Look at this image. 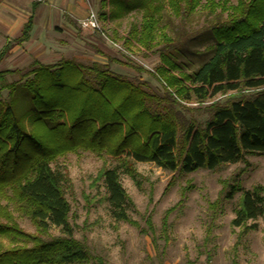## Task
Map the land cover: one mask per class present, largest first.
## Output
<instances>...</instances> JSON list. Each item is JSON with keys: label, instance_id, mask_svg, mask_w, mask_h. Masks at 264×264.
I'll use <instances>...</instances> for the list:
<instances>
[{"label": "trees", "instance_id": "trees-1", "mask_svg": "<svg viewBox=\"0 0 264 264\" xmlns=\"http://www.w3.org/2000/svg\"><path fill=\"white\" fill-rule=\"evenodd\" d=\"M201 1L107 0L109 10L99 14L102 20L117 21L140 13L139 26L131 25L129 34L146 52L162 43L160 64L152 74L162 95L147 93L141 86L112 74L108 66L115 60L111 58L104 65H84L65 58L55 64L34 63L23 74L0 72V97L3 90L10 96L8 101L0 100V196L5 187H11L20 210L39 228L37 235L25 233L7 207L0 204V217L6 219L0 221V264H75L86 260L104 264L100 257L90 259L72 236L69 205L62 190L64 177L50 167L66 153L105 152L117 160L115 167H105L97 175L106 189L103 200L113 220L137 227L127 214L130 199L121 186L119 168L133 179L136 162L188 174L235 164L244 153L264 154V0H237L235 7H229L228 21L210 27L215 40L211 57L192 74H176L179 67L169 51L170 39L161 33V42L156 40L159 18L168 11L183 20ZM100 4L105 6L106 1ZM216 6L228 9L215 0L203 4L210 11ZM30 29L29 21L20 42L28 38ZM8 48L0 50V61ZM123 64L140 71L130 63ZM15 73L21 74V81L9 83L6 76ZM251 90L257 93L225 104L210 103L204 109L210 117L203 123L183 115L195 111L186 103L201 105L217 94ZM19 94L26 101V111L21 114L16 111L22 100ZM25 119L29 121L28 132ZM233 192H228L226 198H231ZM215 206L214 201L208 207L214 211ZM262 216L264 196L255 187L240 192L230 225L241 228ZM144 222L146 227L140 233L148 235L153 232L150 217L146 216ZM162 225L165 236L166 215ZM49 226L60 228L63 236L42 239L40 234ZM151 237L157 248L156 236ZM1 238H6L9 245H4Z\"/></svg>", "mask_w": 264, "mask_h": 264}, {"label": "rangeland", "instance_id": "rangeland-1", "mask_svg": "<svg viewBox=\"0 0 264 264\" xmlns=\"http://www.w3.org/2000/svg\"><path fill=\"white\" fill-rule=\"evenodd\" d=\"M105 1L106 5L101 6V0H89L104 36L83 30L88 34L80 36L89 48L76 43L67 58L84 65L93 62L104 65L107 58L114 59L108 66L112 74L141 86L147 93L162 95L160 84L152 76L160 64L162 43L152 51L141 50L129 34L131 25L139 26L140 13L128 14L117 21L102 20L99 14L107 13L110 7ZM237 2L215 0L228 9L221 10L216 6L210 11L203 7L205 0H202L200 6L183 20L168 11L162 13L156 40L161 42V33L170 39L172 48L169 51L179 67L176 74L180 71L192 74L211 57L215 40L210 27L226 23L231 14L229 7H235ZM79 30L82 31L81 28ZM123 63H130L140 71ZM21 74L7 75L6 79L9 83L21 81ZM256 93L255 90L229 91L217 94L201 105L186 103V107L195 111L184 112L183 115L185 119L194 118L203 123L210 117L204 110L210 103L218 101L225 104ZM19 97L22 99V94ZM9 98L8 91H1L0 100L8 101ZM16 111L18 114L26 111L24 99L18 103ZM23 123L28 132L29 121L25 119ZM25 157L23 155L22 159ZM117 163L105 152L78 150L66 153L50 164L55 173L64 177L62 190L69 205L68 222L72 236L87 250L90 259L100 257L104 264H264V216L248 221L241 228L230 225L241 191L257 187L264 196V154L244 153L242 160L235 164L222 165L214 170L199 169L188 174L162 170L148 162H136L133 164L136 172L133 179L119 168L121 186L130 199L127 214L138 227L113 220L109 206L103 200L106 189L97 175L101 169L115 167ZM232 190L231 198H226ZM214 201L216 206L212 211L208 206ZM0 204L7 207L22 231L31 235L39 233L31 218L20 210L11 187H5ZM167 210L170 212L166 214ZM165 215L167 227L164 236L162 219ZM146 216L150 217L153 225V232L148 235L140 233V229L146 227ZM0 221L5 222L6 219L0 217ZM208 230L210 234L206 238ZM151 234L156 236L157 248L153 246ZM40 236L49 239L63 235L60 228L49 226ZM1 240L4 245H9L6 238ZM162 250L163 255L160 254ZM91 262L86 260L75 264Z\"/></svg>", "mask_w": 264, "mask_h": 264}, {"label": "crops", "instance_id": "crops-1", "mask_svg": "<svg viewBox=\"0 0 264 264\" xmlns=\"http://www.w3.org/2000/svg\"><path fill=\"white\" fill-rule=\"evenodd\" d=\"M89 8V0H0V50L9 47L0 61V72L23 73L34 63L55 64L69 57L76 43L89 48L80 36L88 33L78 27ZM29 21L28 38L20 42Z\"/></svg>", "mask_w": 264, "mask_h": 264}, {"label": "built area", "instance_id": "built-area-1", "mask_svg": "<svg viewBox=\"0 0 264 264\" xmlns=\"http://www.w3.org/2000/svg\"><path fill=\"white\" fill-rule=\"evenodd\" d=\"M79 26L83 30H90L93 32L100 33L104 36L101 26L99 24V20L97 19V16L93 12L91 8L88 9L87 15L84 19L80 20L78 22Z\"/></svg>", "mask_w": 264, "mask_h": 264}]
</instances>
